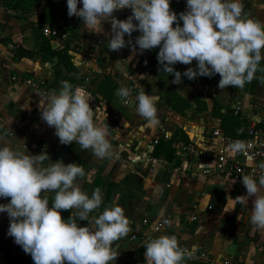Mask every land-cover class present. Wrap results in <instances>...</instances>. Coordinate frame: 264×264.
I'll use <instances>...</instances> for the list:
<instances>
[{"label": "crops", "instance_id": "crops-1", "mask_svg": "<svg viewBox=\"0 0 264 264\" xmlns=\"http://www.w3.org/2000/svg\"><path fill=\"white\" fill-rule=\"evenodd\" d=\"M240 2L244 6L243 14L264 23V0ZM81 7L82 0L78 3V8ZM170 8L179 17L181 12L186 11V0H170ZM114 16L124 21L131 14L122 9L116 11ZM179 23L182 27L183 22ZM175 26L174 24L173 27ZM47 28L55 29L56 36L46 35L44 29ZM103 28L102 33H93L83 27V22L78 17H69L67 0H35L34 4L24 0L16 9L6 8L5 3L0 0V127H4L0 143H7L14 150L21 151V141H26L34 152L47 148L54 151L63 145L54 134L55 129L47 126L40 118V105H46L49 94L53 91L58 93L62 85L57 83L54 88L50 86L54 78L52 66L55 59L41 57L36 51V37L41 35L49 38L51 46H57L62 44L69 34L74 33L77 37L73 41L75 45L71 44V38L69 44L75 50L78 48L72 58L76 77L81 79L79 75L83 72H80V69L85 71L88 67L91 71L109 74L113 79H119L117 77L128 73V77L134 81V88H141L146 94L154 97L159 120L154 127H147L146 121L138 123L136 120L138 129L135 134L127 131L123 124L113 132L108 131L107 138L112 145V155L108 158L98 159L91 155L90 150H81L76 142L66 145L83 162L85 175L87 170L91 172V178L86 181L88 185L83 182L85 176L79 181L81 190L91 197L94 189H101L103 203L99 209L90 213V217L98 216L105 207L120 206L129 220L128 235L115 242V245H119L116 248L118 257L112 264H146V249L143 244L160 236H175L180 247H189L195 252L202 251L215 259L227 257L237 264H264V234L251 231V200L248 207L236 205L234 210L237 217L241 216L238 215L239 211L244 212L241 220L234 219L235 214L224 212L227 197L246 195L245 187H238L242 182L224 175L204 176L195 168L189 167H196L195 162L189 165L185 159L179 160V164L173 166L170 161L151 155L156 138L164 136V133H167L165 138H169L176 128H179L190 142L195 141L204 148L216 145V141L209 134L213 127H219L220 118L212 117L209 113L212 111V99L218 92L220 76L217 74L211 78L198 77L189 80L183 73L189 67L196 69L197 62L193 61L191 65H174L175 71L182 74L181 83L175 86L176 92L189 102L199 96L205 106L203 116L187 119V116L177 115L168 107L167 99L158 100V104L155 102L158 93L168 92L170 86L165 79H174V76H167L158 71L161 67L157 61L159 48L140 53L136 47L134 51L135 39L140 35L137 31L133 32L131 37L125 35V40H131L132 44L120 51H109L110 23L104 22ZM22 50L37 53L35 52L33 57H27L21 53ZM69 53L72 56V52ZM102 54L107 58H100ZM107 62L108 68H105L103 64ZM140 76L145 78L140 79ZM118 82L119 80H116V83ZM41 85L44 87L40 91L37 90ZM232 95L233 92L230 91V97ZM247 99L248 96L242 100ZM263 104L264 102L259 104V110ZM190 106L194 108L195 104L191 102ZM230 107L237 108L238 112L245 116L247 125H257V129H264V117L261 115L252 114L244 105L240 108L232 103ZM94 108L97 109L96 105ZM134 108L136 111V107ZM219 108L220 112H232V109H226L222 105ZM203 119L205 122H202ZM191 121L207 124L210 130L204 135H197L189 127ZM95 124L105 127L103 122L98 125L95 120ZM8 129L11 134L6 138ZM40 141L43 146L38 148ZM70 163L71 161H68L66 165ZM182 167H185V170ZM232 180L236 183H231L228 188L226 181ZM9 202L0 198V205ZM70 215L71 212L66 211L65 221ZM144 219L146 223L142 224ZM232 220L239 221L235 228L229 226L228 222ZM161 222L162 225H158ZM225 223L228 224L226 227L223 225ZM9 225L8 214L0 213V264H20L9 261L11 257L27 256L23 249L17 252L9 246ZM78 226L87 227L88 222L80 221ZM131 235L138 236L136 242H129ZM12 240L14 242L13 238ZM10 254L13 256L10 257Z\"/></svg>", "mask_w": 264, "mask_h": 264}, {"label": "clouds", "instance_id": "clouds-1", "mask_svg": "<svg viewBox=\"0 0 264 264\" xmlns=\"http://www.w3.org/2000/svg\"><path fill=\"white\" fill-rule=\"evenodd\" d=\"M79 2L67 0L68 16L78 17L93 33H102L104 22L110 23L109 51L132 44L125 35L131 37L137 31L140 35L135 39L134 51L136 47L140 53L158 47V71L174 76L173 84L181 83L182 74L173 67L177 63L197 62L196 69L189 67L183 73L189 80L218 74L221 90L243 89L257 78L258 71L264 72L260 67L264 60V23L243 14L240 0H186V11L179 17L171 10L170 0H82L78 8ZM122 9L132 12L124 21L114 16ZM124 76L127 78L128 73ZM259 79L264 83V76ZM115 95L126 105L134 103L147 127L159 123L154 97L145 91L141 90L134 101L129 99V87L121 86ZM40 118L55 129L61 144L76 142L81 150H90L98 159L112 155L107 127L96 126L84 92L79 87L73 89L68 81L62 82L58 93L49 94L46 105H40ZM246 148L243 141L229 145L234 153H244ZM49 159L46 152L27 155L0 143V198H10L8 204L0 205V213L8 214V236L31 255L34 264H112L118 257L119 245L115 242L130 231L124 209L105 207L98 216L90 217L103 203L101 189L97 187L89 197L80 187L79 181L85 176L82 166L57 161L42 167ZM258 168V181L251 175L242 176L246 195L227 197L224 212L233 211L237 204L248 207L251 200V231L264 234V162ZM47 192L54 193L51 207L42 195ZM62 211L71 212L67 221ZM80 221H87L88 226L79 227ZM143 247L146 264H181L185 258H193L191 252L186 257L175 236L148 240Z\"/></svg>", "mask_w": 264, "mask_h": 264}, {"label": "rangeland", "instance_id": "rangeland-1", "mask_svg": "<svg viewBox=\"0 0 264 264\" xmlns=\"http://www.w3.org/2000/svg\"><path fill=\"white\" fill-rule=\"evenodd\" d=\"M72 35V40H71V44L75 45L73 43L74 39H77L76 34L71 33ZM56 36V35H55ZM69 47V51L72 52V58H74L73 53H75L77 51V49L75 50V48L73 46H71L70 44H68ZM99 57V56H98ZM105 57L103 54L101 55L100 58ZM107 58V57H105ZM104 58V59H105ZM99 64H101V62H98ZM105 65V68H108V62L103 64ZM80 66V64L78 65V67ZM260 67L264 68V62L260 63ZM85 71L80 69V72L83 73H79L80 77V83L77 85V87H79L80 89H82V91L85 94V98L86 100L89 102L90 107L93 110V115H94V123L95 120L99 123L98 125H100V123L103 122V124L105 125V127H107L109 132H113L115 130H117V127L120 124H123L125 126V129L127 131H132L131 134H135V131L138 129L137 125H135V121L137 120L138 123L140 121H145L143 118H141L137 111H135V104L133 103V106L131 108H129L126 104H124L121 99L119 97H117L115 95L116 91L121 87H129L130 89H132V95L130 98H132L133 100H135L134 98L139 94V92L142 90L141 88H134V81H132L131 78H129L127 76V78H125V76H121V77H117L119 79H113L111 77V75L109 74H105V73H97L94 71H91V68H87L84 69ZM86 72V73H84ZM264 75V72H260L258 71L256 73V79H254L251 83H247L243 89H237V88H232V87H228L225 88L223 90L218 88V92L217 95L215 97H213V102H212V111L209 113L210 116L212 117H218L217 116V111L216 108L220 107L221 105L226 108V109H232L230 107V105L236 104L238 106H240V108H243L242 106L244 105V108L246 110H250V112H252V114L255 115H261V117H264V104L261 105V110L258 109L259 104L261 102H264V86L263 84L258 80V78L260 76ZM107 76H109L110 82L113 84V93L111 95V97L109 99H107L104 95H99L96 92V83L98 80H102L103 82H106V84L108 83V81L106 80ZM12 77V75H11ZM121 78V79H120ZM116 80H119L118 83H116ZM172 80V79H171ZM220 80V77H218V82ZM11 82H14V80H11ZM165 82H168V85L170 86L167 90L168 92H163V93H158L157 94V99H156V104H158V100H164L167 99V104L168 107L171 108V106H173L175 109L181 110V106H182V102H179L176 100V98H174V94H176V90H175V86H177V84H173L172 81H170V79L167 77L165 79ZM132 86V87H131ZM211 86V85H210ZM44 86H39V88L37 90H41ZM218 87V84H217ZM107 88V87H106ZM230 91L233 92L232 97H230ZM178 94V93H177ZM179 95V94H178ZM180 96V95H179ZM248 99L246 101L242 100L243 98L247 97ZM181 97V96H180ZM183 98V97H181ZM200 97L197 96L196 98L193 99V102L195 104V107H191L189 101H187L188 106L183 109L180 112H177L176 110H172L177 114V115H184L185 117L187 116V119L189 118H193V117H198L201 116L202 113L204 115V110H205V106H204V102L202 100L199 99ZM185 100V99H184ZM103 102V103H102ZM98 103H100V105H98ZM94 105H96L97 109L94 108ZM190 111H189V110ZM244 109V110H245ZM187 110V111H185ZM242 110V109H239ZM202 115V116H203ZM101 121V122H100ZM136 121V122H137ZM202 122H205V120L203 119ZM204 124V123H203ZM200 124L197 121H191L189 127L191 129L194 130V132L197 133V135H204L206 134V132L208 130H210V126L208 127L207 124ZM115 126V128H114ZM4 127H0V133L3 130ZM209 128V129H208ZM179 128L174 129V132H176V130H178ZM178 134V131L176 132ZM11 134V130L8 129L5 133L6 138H8ZM0 136H3L2 133ZM135 136V135H134ZM194 145H197V143L195 141H191ZM177 143V142H176ZM180 143V142H179ZM21 151L19 152H23L24 154L27 155H39L42 152H46L49 156V160L44 161V164L42 165V167L48 166L50 165L52 162H57V161H62L65 165L68 161H71V163H75L76 160L79 159L78 155L76 153H74L69 147H67L66 145H61L60 147L56 148L54 151H51L53 149L47 148V149H41L38 151H33L34 149L30 148V143L26 142V141H21ZM38 148H40L41 146H43V142L40 141L37 144ZM54 156V157H52ZM124 158V157H123ZM121 158V159H123ZM76 164V163H75ZM183 170H185V167H182ZM186 172V171H185ZM91 178V172L90 170L86 171V175L84 177L83 182L85 184H87V179ZM235 180V179H234ZM237 181V180H236ZM226 186L229 188L231 183H236L235 181H226ZM229 183V184H228ZM88 185V184H87ZM236 186H238L236 184ZM243 184H240V189L242 188ZM50 192L47 193H42V195L44 196H48ZM236 195V194H234ZM235 199V198H232ZM250 202V200H249ZM243 211H239L238 215L240 214L241 216L243 215ZM231 215H234V219L237 218V212L236 210L230 211ZM239 221L236 220L235 221H229L228 223L229 226H232L233 228H235V226L239 223H237ZM225 227L228 225L227 223L223 224ZM130 237V236H129ZM129 239V238H128ZM138 239V236L136 235L135 239L132 240V242H136V240ZM178 241V240H177ZM7 242L8 244H10L9 246L17 252L22 251V247L17 245L15 242H13L12 237L7 236ZM129 242H131L129 240ZM183 247V246H182ZM185 248H189V247H185ZM192 249V248H190ZM194 250V249H193ZM13 256V254H10V257ZM24 256H20V257H11L9 258L10 262H15L17 260H20L23 258Z\"/></svg>", "mask_w": 264, "mask_h": 264}, {"label": "trees", "instance_id": "trees-1", "mask_svg": "<svg viewBox=\"0 0 264 264\" xmlns=\"http://www.w3.org/2000/svg\"><path fill=\"white\" fill-rule=\"evenodd\" d=\"M6 1V2H5ZM24 0H2L3 3H5L6 8L8 9H16L19 7ZM31 2V4L35 3V0H28ZM72 38V35L69 34V36L66 37V39H63L62 44H59L57 46H51L49 42V38H46L44 36H37L36 42H38V46L36 48V51L40 53L41 57L43 59H55V62L52 66V72H53V80L50 84L52 88H54L57 83H60L62 85V82L68 81L73 89L76 87L80 79L76 77V68L72 62V56L69 53V40ZM36 51H25L22 50V54L26 55L27 57H33ZM36 52V53H37ZM262 63V62H260ZM264 76V75H262ZM261 77V76H260ZM259 77V78H260ZM108 83L103 82L102 80H98L96 83V92L99 95H104L107 99H109L113 93V84L110 82V77H106ZM258 80L260 81V79ZM264 86V83H262ZM107 87V88H106ZM174 98H176L177 101L182 102L181 110L175 109L173 106L171 108L173 110H176L177 112H180L185 109L188 106V103L186 100L181 98L177 93L174 94ZM217 116L220 118L219 128L221 132L229 137H235L239 140L242 139L244 136L245 129L247 127V120L244 115H242L240 112L237 114H232L225 112H220V108H216ZM257 128V125L255 126ZM242 129V132L240 131ZM178 131V134L176 133ZM176 132H172L169 136V138H165L163 135L158 136L152 145L151 149V155L153 157H162L163 159L170 161L171 165H177L179 164V160L185 159L189 160L188 156H178L175 153V144L176 142L180 141V143H188L190 142L184 133L181 130H176ZM76 164L83 167V162L78 159L75 162ZM107 196V194H106ZM54 197V193L50 192L47 198L49 199V207H51V202ZM5 199V198H4ZM7 201H10L9 199H6ZM62 218L65 220L66 218V211L61 212ZM33 260L30 254H27V256L23 257L20 260L15 261L14 263H20V264H32ZM181 264H201L198 261L193 260H183Z\"/></svg>", "mask_w": 264, "mask_h": 264}, {"label": "built area", "instance_id": "built-area-1", "mask_svg": "<svg viewBox=\"0 0 264 264\" xmlns=\"http://www.w3.org/2000/svg\"><path fill=\"white\" fill-rule=\"evenodd\" d=\"M131 15V9H126ZM44 33L49 36H55L57 31L53 28L44 29ZM238 109L233 108L232 114H237ZM211 138L216 141V145L210 148H204L200 145H194L192 142L177 143L175 145V154L178 156H188V164L196 163L195 168L204 176L212 175H224L230 176L237 181L242 182V176L251 175L254 179L259 178L260 170L258 165L264 162V129L255 128L254 125H247L244 136L241 140L235 137H229L224 135L220 128L215 126L210 131ZM167 133H164V137ZM243 141L246 143L247 148L244 153H234L229 149V145L236 142ZM142 224L146 223V220H142ZM158 225H162V222ZM156 228V227H155ZM135 238L134 235L129 237L132 241ZM187 253L191 252L193 258L190 260L198 261L201 264H237L230 258L215 259L207 256L202 251L195 252L190 248L181 247Z\"/></svg>", "mask_w": 264, "mask_h": 264}, {"label": "water", "instance_id": "water-1", "mask_svg": "<svg viewBox=\"0 0 264 264\" xmlns=\"http://www.w3.org/2000/svg\"><path fill=\"white\" fill-rule=\"evenodd\" d=\"M130 100H133L132 98H129ZM134 101V100H133ZM127 106L129 107V108H131L132 106H133V103H130V104H127Z\"/></svg>", "mask_w": 264, "mask_h": 264}]
</instances>
